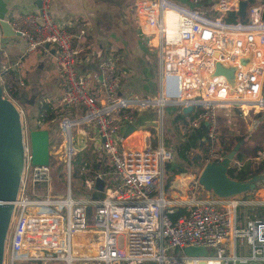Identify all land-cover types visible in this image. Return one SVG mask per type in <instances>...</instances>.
Wrapping results in <instances>:
<instances>
[{
	"label": "built area",
	"instance_id": "obj_1",
	"mask_svg": "<svg viewBox=\"0 0 264 264\" xmlns=\"http://www.w3.org/2000/svg\"><path fill=\"white\" fill-rule=\"evenodd\" d=\"M50 8L51 0H40L39 11L16 14L7 22L24 41L26 53L45 43L54 47L64 86L59 103L81 112L61 116L57 123L66 180L62 196L50 192L49 162H30L28 138L23 135L22 173L2 264H264L262 199L249 193L244 199L198 196L196 177L183 172L169 187L164 182V166L173 160V151L165 144L166 109L177 108L181 114L183 107H191L175 123L180 137L205 124L206 160L222 158L215 146L221 115L225 121L231 116L249 121L248 128L263 121L264 0H135L130 20L155 51L157 63V91L144 97L118 94V51L112 45L97 63L93 85L78 74L88 22L74 24V29L60 25ZM227 13L237 19L223 20ZM4 39L0 36V87L2 97L16 106L13 93L23 81L2 62ZM216 62L237 67L232 86L223 76L212 75ZM145 110L154 114L149 127L137 124L136 113ZM129 124L134 129L124 134ZM78 130L91 147L106 154L109 171L98 170L92 178L82 179L81 185L91 193L73 198L70 161ZM253 160H264V149ZM241 165L232 159L233 176ZM83 171L81 167L77 174ZM95 179L104 181L102 191L93 190ZM241 207L250 211L238 212ZM176 208L185 211L172 219L169 214ZM187 246L203 247L206 253L186 256L182 250Z\"/></svg>",
	"mask_w": 264,
	"mask_h": 264
},
{
	"label": "crops",
	"instance_id": "obj_2",
	"mask_svg": "<svg viewBox=\"0 0 264 264\" xmlns=\"http://www.w3.org/2000/svg\"><path fill=\"white\" fill-rule=\"evenodd\" d=\"M34 1L0 0V19L10 20L16 14L37 11ZM134 2L135 0H51V15L56 23L74 29V24L82 21L88 22L89 26L82 38V45L85 46V51L90 55L85 56L87 54L85 51L80 53L76 68L78 74L90 79L91 85L94 84L97 76V63L104 56L106 48L111 45L117 48L116 67L120 75L118 93L121 95H123L124 80L126 76H130L126 70L127 62L131 64L133 58L142 59L139 62L146 66L148 71L149 63L152 61L147 50H144L140 55L139 50H137L139 48L134 47L135 37H139L130 20ZM140 41L145 42L143 39H140ZM2 44L6 55L4 61L9 64L12 72L23 81L21 91L18 93V102L21 108L23 106L26 110L29 107L35 109L36 105L38 108L43 103H48L51 109L60 108L62 105L59 103V98L64 86L61 77L57 73L54 53L52 54L50 51L53 46L48 45V47H45L43 45L37 47L33 52L26 53L24 41L17 36L5 38ZM153 64L156 69L157 80L156 53ZM130 68L133 72V66ZM149 95H153V93ZM36 98H40L39 101L37 100L40 103L37 104V101H35L31 105L33 99ZM29 101H31L30 104ZM64 110L65 114L69 112L67 108ZM75 111L77 110L75 109ZM149 111L145 110L138 113L140 116L137 115V124L151 123L152 119L146 120ZM35 121H40L39 124L43 125L41 128L48 131L49 137H53L48 147L49 157L57 156L56 149H59L60 139V135L56 134L58 120L41 122L43 120L35 117ZM31 127L34 128V126ZM75 135L82 139H88L79 130L75 132ZM88 143L90 146V142Z\"/></svg>",
	"mask_w": 264,
	"mask_h": 264
},
{
	"label": "water",
	"instance_id": "obj_3",
	"mask_svg": "<svg viewBox=\"0 0 264 264\" xmlns=\"http://www.w3.org/2000/svg\"><path fill=\"white\" fill-rule=\"evenodd\" d=\"M34 4L39 11L40 0H35ZM244 2L238 6V15L243 16ZM0 36L2 38L19 36L9 26L7 20L0 19ZM48 47V44H44ZM54 47L50 50L54 53ZM236 66H230L223 62H216L212 75H221L226 82L232 86ZM119 94V93H118ZM191 110L190 106L181 109V116H184ZM204 123L200 126L204 128ZM23 129L20 119L19 109L2 97L0 87V264H2L3 250L10 217L13 209L12 202L15 199L18 185L22 173L23 161ZM27 138L30 149V162L33 165H47L49 162V134L46 129H35L30 125L26 126ZM134 129V125L129 124L124 130V134ZM242 140L235 143L233 147L223 152L221 160H206L201 167L196 182L200 186L198 196H204L210 193L218 198H227L247 193L254 189L257 183L264 181V171L252 175L248 179L239 180L227 173L230 163L238 151ZM104 181L95 179L93 184L94 191H102ZM86 213L89 214L90 207L86 206ZM182 252L186 256H203L206 253L205 248L197 246L184 247ZM204 264V262H200Z\"/></svg>",
	"mask_w": 264,
	"mask_h": 264
},
{
	"label": "rangeland",
	"instance_id": "obj_4",
	"mask_svg": "<svg viewBox=\"0 0 264 264\" xmlns=\"http://www.w3.org/2000/svg\"><path fill=\"white\" fill-rule=\"evenodd\" d=\"M247 10V9H246ZM136 38V39H135ZM135 43H134V47L139 48L137 50H139L140 55L144 52V50H147L148 54L150 55V58L152 59V61H150L149 63V70L147 71L146 66H143V64H141L142 59H136L133 58V61L131 62V64H129V62H127L128 66L126 67L127 73L130 76H126L125 80H124V87L122 89L123 91V95L124 96H130V97H144L146 95H149L150 93L155 94L156 93V69L154 67L153 64V59L155 58V52L153 51V49L151 48V46L149 45L148 41L142 42L140 41V37H135ZM139 40H138V39ZM140 46H139V45ZM35 51V50H34ZM33 52V51H32ZM30 53V52H29ZM4 58H2V62H3ZM125 60V59H123ZM1 61V59H0ZM126 62V60H125ZM131 66H133V72H132V68H130ZM17 87L16 91H18L17 93H20L21 88ZM52 97V95H51ZM40 98H36L35 100L33 99L32 104L35 103V101H39ZM37 101V104H39ZM31 101H29L28 103L30 104ZM16 103V107L19 109L20 111V119L22 122V125L24 126L23 129V135H27V129H26V124L29 126H36L37 124H39V122L35 121V117H36V112H37V105L34 107H29L24 108L22 106L19 105L18 99L15 100ZM168 109L165 110V113L167 115ZM170 110V109H169ZM148 113V119L146 118V120H150L153 119L154 114L149 111ZM168 117V115H167ZM166 117V118H167ZM220 117H222L219 121H218V129H217V142L215 144V146L218 148V146L222 145V141L225 142L226 144H229V150L233 147V145L239 141L242 140V143L240 144L239 148H238V153L242 154V159H240L241 163H245L247 161H250L251 164V168L255 167L258 163L254 162L253 160V153H255V150L257 151L258 149L264 147V121H260V123L257 125H252L248 128V124L249 121H244L242 119H240V117H235V116H231V119L228 121H225V119L223 118V116L221 115ZM142 124H145L146 126L149 127L150 122H143ZM39 126H43L41 123L39 124ZM169 126V125H168ZM149 129V128H148ZM56 134L59 135L60 131L59 128L57 127L56 130ZM166 137H165V141L168 142L169 145H172L175 147L176 144L178 143V136L177 133L175 131L174 125H170V127L167 129L166 131ZM77 135V134H76ZM75 134H73V139L75 140V147L76 150L87 145L88 149H89V154L86 157L85 161H88V163L90 161H93V159L97 156V154L100 155H104L106 156V154L102 151V150H96L95 148L91 147V145L89 146L87 139H82L80 137H76ZM80 138V139H79ZM86 146V147H87ZM59 149H56V153L57 156L52 158V169L57 168L58 164V168H59V178L52 176V180H51V189L50 192L52 194H61V196L63 195V193H65V188H66V180H65V170L63 168V166L60 165L59 161L61 160L62 157V151H61V146L59 145L58 147ZM194 155H196V157H198V152L193 151L191 153H189V158L193 157ZM250 159V160H249ZM176 160V159H175ZM178 161V160H176ZM206 161V160H205ZM205 161H203L201 163V165H191V166H186L183 173L186 177H191L192 179H194L201 167L203 166V164L205 163ZM179 162V161H178ZM106 163L108 164L107 160ZM78 162H72L71 163V173H70V177H69V182H70V192H71V196L73 198L75 197H83V196H87L89 195V193H87L88 191H86L82 185H81V181L79 180V178H77L74 174V169L77 166L78 169ZM183 166H185L184 164H182ZM82 166V165H81ZM81 167H79L80 169ZM180 173H177L173 176L174 178H179L181 176ZM58 179V180H57ZM107 187L111 188L110 185H107ZM249 193V196H251L252 198H259L262 199L264 201V181L259 182L256 184V186L254 187V189L252 191L247 192ZM30 194V193H29ZM94 195H97V193L95 192ZM242 196V197H241ZM246 195L244 194H240L239 197H241L242 199H244ZM31 197V195H30ZM261 208L259 209V216H264V205L260 206ZM249 208L247 207H241L238 212L247 214L249 212ZM258 214V213H257ZM17 264V263H14ZM20 264H63L62 262L59 261H51V262H47V263H20Z\"/></svg>",
	"mask_w": 264,
	"mask_h": 264
},
{
	"label": "trees",
	"instance_id": "obj_5",
	"mask_svg": "<svg viewBox=\"0 0 264 264\" xmlns=\"http://www.w3.org/2000/svg\"><path fill=\"white\" fill-rule=\"evenodd\" d=\"M263 18H264V14H263ZM236 19H237V17L233 13H227L223 17V20H225V21H234ZM117 71H118V68H117ZM118 73H119V71H118ZM17 92L18 91H15L13 93V98L15 100L18 99V93ZM65 108H67L69 110V112L66 114L64 113ZM72 110H73V112H72ZM76 110L77 111H75V109H73L71 107H66L64 105L60 106V108L51 109V108H49L48 103H43L42 105H40L37 108L36 118L40 119V114H44V117L42 118L43 121H41V122L52 121L54 119L58 120L61 116L73 117L75 114H78L81 112L79 109H76ZM136 115L140 116V114H138V113H136ZM167 115H168V117H167L166 131L170 127V125H174V128H175V123L177 121H181L184 119L181 116V114L179 113L177 108H175L174 110H168ZM263 121H264V118H263ZM24 125L28 126L27 123ZM34 128L39 129V128H41V126H39V124H37ZM177 136H178V134H177ZM178 137H179L178 143L176 144L175 147L173 145L171 147V145H169L168 142L165 141L166 146L170 147L173 151V160L166 163L164 166L165 187H169L171 185V183L173 182V176L177 173L183 172L186 166L201 165V163L203 161H205L207 159V156H208V153H207L208 143L205 140V131L203 128L198 127L194 130H191L188 134H186L182 137H180V136H178ZM52 140H53V137H49V144ZM218 148L222 152H226L229 150V144L228 143L226 144L225 142L222 141V145L221 146L219 145ZM262 149H264V147H262L258 150H262ZM193 151L198 152V157H196V155H194L193 157L189 158V153H191ZM257 151L255 150V153H253L252 155L255 156ZM88 154H89L88 147L83 146V147L76 150L75 154L73 155V157L71 158V161H70V163H72V162H75V163L78 162L79 163L78 169H77V166L74 169V174L77 178H79L80 181L84 178H92L93 173L95 171L101 170L105 173H107L109 171V165L106 163V157L104 155L97 154V156L93 159V161H90L88 163V161H85ZM175 159L178 160L179 162L176 161ZM233 159L241 161L240 159H242V154L236 152ZM52 162H53L52 159H50L49 165H50L51 179H52V176L60 179L61 176L59 175L60 171L58 168L59 164H58L57 168L52 169V167H51ZM59 162H60V165L63 166V168H64L63 162L62 161H59ZM182 164H184L185 166H183ZM79 167L84 168L83 173L80 175L77 174ZM263 171H264V160L259 161V163L253 168H251L250 161L242 163V165L240 166V169L237 171V174L235 176L232 175L233 168L230 167L229 169H227V173L230 176H232L236 179H239V180L248 179L252 175L259 174ZM59 176H60V178H59ZM87 193H91V191H88ZM184 211H185L184 208H176V210L169 215L172 219H174L175 217L183 214ZM26 263H39V262H26Z\"/></svg>",
	"mask_w": 264,
	"mask_h": 264
}]
</instances>
